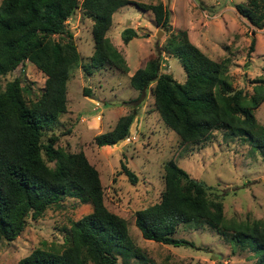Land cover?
Returning <instances> with one entry per match:
<instances>
[{"label":"trees","instance_id":"1","mask_svg":"<svg viewBox=\"0 0 264 264\" xmlns=\"http://www.w3.org/2000/svg\"><path fill=\"white\" fill-rule=\"evenodd\" d=\"M129 4L150 11L157 26L170 22L169 10L161 2L0 1V243L15 240L29 219L42 217L65 198L90 205L88 213L69 220L62 242L42 241L17 264H158L149 258L146 248L131 239L127 219L106 207L99 172L84 152L57 145L59 135L55 132L59 118L68 110L71 70L81 59L67 21L80 11L82 18L92 22L93 52L88 67L114 65L128 70L106 33L114 12ZM234 7L253 29L264 27V0H246ZM136 35L126 28L123 41L128 43ZM254 45L252 38L250 51ZM162 46L180 62L185 80L177 82L171 74L162 72L157 55H150L148 62L129 76V83L139 92V98L149 90L154 111L178 136L179 144L205 142L214 130H221L224 138H240L264 158V126L253 112L264 99V78L256 80L252 95L234 88L228 59L208 57L184 29L171 31ZM25 63L33 64L45 77L38 93L27 82L24 70L1 82L2 77ZM136 116L135 109L120 116L108 131L95 136L96 144L111 146L129 138ZM122 167L135 182L133 172L125 164ZM162 178L159 201L134 212V224L144 239L194 246L174 237V233L181 224L195 228L206 224L233 249H250L254 264H264L263 221L226 219L222 198L211 191L212 186L190 177L172 159L163 164ZM160 264L176 263L165 259Z\"/></svg>","mask_w":264,"mask_h":264},{"label":"rangeland","instance_id":"2","mask_svg":"<svg viewBox=\"0 0 264 264\" xmlns=\"http://www.w3.org/2000/svg\"><path fill=\"white\" fill-rule=\"evenodd\" d=\"M132 1L161 2L169 10L170 22L157 26L150 11L133 4L114 12L106 36L122 55L128 70L114 65L88 67L93 52L92 22L82 18L80 11L67 21L81 59L71 70L67 83L68 110L55 129L59 135L57 145L84 152L99 172L106 207L127 219L129 236L136 245L146 248L147 255L156 263L169 259L176 264H254L250 249H233L216 229L206 224L197 228L181 224L174 233V237L193 242L194 246L160 244L141 236L134 224V212L159 201L164 187L163 164L171 159L190 177L212 186L211 191L222 198L226 219L264 222V158L246 141L224 138L221 130H214L205 142L179 144L178 136L164 126L154 111L149 90L139 98L129 76L148 62L150 55H157L160 70L182 83L186 78L182 65L162 50V44L171 31L184 29L190 41L208 57L215 61L228 59L233 87L252 95L256 80L264 78V27L253 29L236 12L234 5L246 0ZM126 28L137 34L128 43L123 41ZM158 30L161 32L156 37ZM252 38L255 45L250 51ZM20 70H24L35 92H40L45 77L30 63L2 77L1 82L13 79ZM134 109L137 116L130 126L132 138L111 146L96 144L98 133L108 131L120 116ZM253 112L257 122L264 126V99ZM122 164L133 172L135 182L123 172ZM89 211V204L65 198L59 206L48 208L42 217L29 219L15 240L0 243V264H17L42 241L62 242L69 220Z\"/></svg>","mask_w":264,"mask_h":264},{"label":"water","instance_id":"3","mask_svg":"<svg viewBox=\"0 0 264 264\" xmlns=\"http://www.w3.org/2000/svg\"><path fill=\"white\" fill-rule=\"evenodd\" d=\"M161 31L160 30H158V33L156 34V37L158 36V34L160 33ZM213 258H216L215 256H213Z\"/></svg>","mask_w":264,"mask_h":264},{"label":"crops","instance_id":"4","mask_svg":"<svg viewBox=\"0 0 264 264\" xmlns=\"http://www.w3.org/2000/svg\"><path fill=\"white\" fill-rule=\"evenodd\" d=\"M110 29V28H109ZM108 37V36H107ZM95 108H97V107H95ZM130 138H132V136H130Z\"/></svg>","mask_w":264,"mask_h":264}]
</instances>
